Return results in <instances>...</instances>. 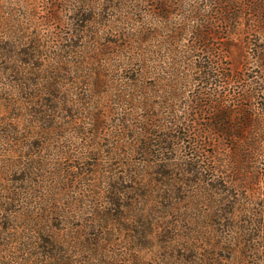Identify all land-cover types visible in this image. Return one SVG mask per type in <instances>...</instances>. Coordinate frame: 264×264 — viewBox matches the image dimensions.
<instances>
[{
	"label": "trees",
	"instance_id": "obj_1",
	"mask_svg": "<svg viewBox=\"0 0 264 264\" xmlns=\"http://www.w3.org/2000/svg\"><path fill=\"white\" fill-rule=\"evenodd\" d=\"M51 210H91L90 256L117 220L178 264H264V0H0V239L18 264H68ZM132 253L109 263L148 264Z\"/></svg>",
	"mask_w": 264,
	"mask_h": 264
},
{
	"label": "rangeland",
	"instance_id": "obj_2",
	"mask_svg": "<svg viewBox=\"0 0 264 264\" xmlns=\"http://www.w3.org/2000/svg\"><path fill=\"white\" fill-rule=\"evenodd\" d=\"M2 2H5L6 4H22V3H29L32 1L36 2H42L44 0H1ZM58 2L59 0H54ZM185 1V0H184ZM185 4V3H183ZM65 18L67 16L65 15ZM251 37V36H249ZM245 34L241 32V30L236 32L235 36V46L231 48L229 58L232 63V65L237 68L241 69L244 67L245 62L247 61V45L245 43ZM1 96L4 97V94ZM29 120V118L27 117ZM56 139H53L55 142ZM47 156L48 153L46 152ZM103 167L100 166L98 170L103 171ZM105 171V170H104ZM59 210H51V214H49L47 221L45 222L46 227H49L51 230V234L58 235L61 239V247H59V251H61V255L66 256L68 264H81L83 261H89L90 264H110L109 263V256L114 253H119L121 251H128L131 254L134 250H138L139 254L144 258V260L148 264H178L181 262V258L185 256L183 253H181L178 250H174V252H170L169 250L165 249L163 247V244H160V241L163 240L162 236H158L159 234L156 233V237L153 238L152 241H147V243L143 244L142 251L139 249V247L136 245V243L128 242L129 237L126 236L128 234H131L133 231L128 230L124 226H122L123 221H119V224H116L117 220H110L108 221V228L106 229V233L102 234L101 236L105 243V251L102 253H93L90 255L87 250H84L83 248L80 249L76 244L78 240L82 241L83 239L90 238L88 237L89 233L88 230L80 231V235L78 234L77 228H79L82 224L84 225L86 220L90 218V212L91 210H78V214L76 216H68L64 215V217L60 216L58 214ZM105 211V210H104ZM156 212L155 215H159L158 212L160 210H153V212ZM179 212H183L185 210H178ZM203 210H186V212L191 215L192 217H195L196 214H199ZM127 214V213H126ZM129 216V214H127ZM206 225L208 223H203V225ZM9 227H16L18 226L20 230L27 231L23 228L24 222L13 220L8 222L7 224ZM187 225L191 226V223L189 222ZM215 225V224H214ZM213 225V226H214ZM27 233V232H24ZM90 236V235H89ZM128 237V238H126ZM109 238H113L117 240L116 242H112L111 244H107V240ZM11 244H9V240H6L3 236V238L0 239V264H18L23 259L21 257V254L18 253L17 248H14L15 245L12 246L13 243H15L14 240H11ZM4 242H7V246L4 244ZM114 243V244H113ZM110 249V250H109ZM103 250V249H102ZM34 252L38 253H46L49 251V248L44 247L43 249H36L33 250ZM113 252V253H112ZM223 256L230 257L229 253H223ZM18 257V258H17ZM21 257V259H19ZM89 257V258H88ZM143 261V260H142ZM36 263L44 264L46 262L45 258L43 256H38L35 259ZM121 261H115L116 264H121ZM231 262V261H230ZM47 263V262H46ZM26 264V263H25ZM229 264H236V262L229 263Z\"/></svg>",
	"mask_w": 264,
	"mask_h": 264
}]
</instances>
